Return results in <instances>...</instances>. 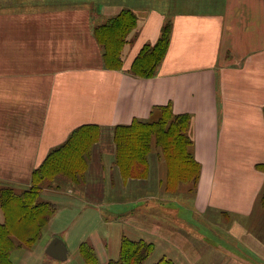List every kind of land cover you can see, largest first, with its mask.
<instances>
[{
	"label": "crops",
	"instance_id": "1",
	"mask_svg": "<svg viewBox=\"0 0 264 264\" xmlns=\"http://www.w3.org/2000/svg\"><path fill=\"white\" fill-rule=\"evenodd\" d=\"M118 2L0 0V187H30L34 169L72 130L97 124L83 183L59 177L41 191L56 207L45 227L55 224L58 200L72 211L96 209L105 197L126 206L106 221L121 222L118 255L124 235L152 243L153 263L264 264V0H169L140 20ZM122 9L136 14V25L121 67L107 69L93 29ZM166 20L169 44L155 75H132L133 60L157 41ZM167 104L190 116L196 185L167 190L157 147L147 176L124 180L114 127L151 120L154 108ZM89 239L99 263H107L102 240Z\"/></svg>",
	"mask_w": 264,
	"mask_h": 264
},
{
	"label": "trees",
	"instance_id": "2",
	"mask_svg": "<svg viewBox=\"0 0 264 264\" xmlns=\"http://www.w3.org/2000/svg\"><path fill=\"white\" fill-rule=\"evenodd\" d=\"M136 14L130 9H122L115 16L94 27L93 34L102 49L104 67H121V49L128 33L136 25ZM154 44H145L135 57L130 73L136 77L149 78L155 75L169 44L171 23L166 20ZM155 118L134 119L130 124L117 125L113 129L115 164L121 177L144 178L148 173V154L157 147L164 158L165 186L174 191L178 184L195 186L200 165L194 159L188 137L190 116L174 114L169 104L154 108ZM100 138V126L82 124L72 130L67 139L53 148L34 169L31 185L16 190L10 186L0 187V264H12L11 252L20 247H31L54 214L55 205L40 199L44 188L57 186L61 177L75 185L85 180L91 150ZM264 170V164L258 166ZM55 182V183H54ZM264 207V192L260 197ZM153 251V244L142 239L132 240L123 235L117 259L103 264H144ZM78 252L84 264L99 263L94 247L83 241ZM153 264H173L165 257Z\"/></svg>",
	"mask_w": 264,
	"mask_h": 264
},
{
	"label": "rangeland",
	"instance_id": "3",
	"mask_svg": "<svg viewBox=\"0 0 264 264\" xmlns=\"http://www.w3.org/2000/svg\"><path fill=\"white\" fill-rule=\"evenodd\" d=\"M118 1L119 5H131L130 7L135 9V13H137L139 20L143 13L148 12L151 8L165 10L167 4H169V0ZM157 152L159 151L157 150ZM58 201L60 213H58V217L55 219V224L52 225V227H44L40 236L31 247L14 249L11 252L12 264H84L85 262L82 260L77 250L78 241L80 239L89 241L92 235L102 240L103 246L106 248V254L110 260L118 258L117 248L119 235L122 233V225L121 222H112V224H108L106 221H109L110 217H112V212H120V210L126 208V206L121 207L120 204H107L106 198L102 197L101 200L98 201L100 203L98 204L99 207L97 206L98 208L96 209H83L76 205L72 211H68L64 208V204L60 202L61 200ZM132 206L130 205L129 207ZM123 227L126 231L130 230L128 227ZM52 231H55L57 234L52 236ZM67 233L70 234L69 238H66ZM54 237H59L62 240L63 238L66 239L68 252L64 260L54 259L45 253V247ZM152 258L153 257H149L144 264H153V260L155 259Z\"/></svg>",
	"mask_w": 264,
	"mask_h": 264
},
{
	"label": "water",
	"instance_id": "4",
	"mask_svg": "<svg viewBox=\"0 0 264 264\" xmlns=\"http://www.w3.org/2000/svg\"><path fill=\"white\" fill-rule=\"evenodd\" d=\"M45 253L57 260H64L67 257V247L64 242L59 237H54L45 247Z\"/></svg>",
	"mask_w": 264,
	"mask_h": 264
}]
</instances>
